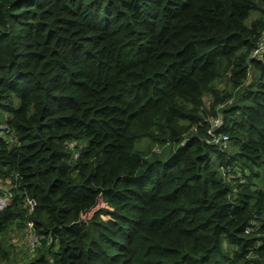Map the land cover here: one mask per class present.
Instances as JSON below:
<instances>
[{"label":"trees","instance_id":"obj_1","mask_svg":"<svg viewBox=\"0 0 264 264\" xmlns=\"http://www.w3.org/2000/svg\"><path fill=\"white\" fill-rule=\"evenodd\" d=\"M263 31L264 0H0V234L39 235L20 264H264Z\"/></svg>","mask_w":264,"mask_h":264},{"label":"built area","instance_id":"obj_2","mask_svg":"<svg viewBox=\"0 0 264 264\" xmlns=\"http://www.w3.org/2000/svg\"><path fill=\"white\" fill-rule=\"evenodd\" d=\"M264 52V31L257 43V46L252 51L251 56L252 57H260L262 53ZM223 107L222 104H220L217 108V113L215 116H207L205 117V120L208 124L207 128V134L210 137V141L219 146L222 149H226L228 147L229 142V136L226 133H223L220 131V128L223 125V118L221 113L218 112V110ZM5 126L0 125V128H4ZM3 133V132H1ZM71 145V144H70ZM76 157V156H75ZM12 197V192L8 189H5L4 194L0 196V200L3 199L1 205H3L7 199ZM22 204L24 208H27L29 211H33L37 202L34 197H31L29 195H25L22 199ZM26 238H27V251H34L37 245L39 244V235L35 232L34 223L32 221L26 222ZM29 252V253H31Z\"/></svg>","mask_w":264,"mask_h":264},{"label":"rangeland","instance_id":"obj_3","mask_svg":"<svg viewBox=\"0 0 264 264\" xmlns=\"http://www.w3.org/2000/svg\"><path fill=\"white\" fill-rule=\"evenodd\" d=\"M259 13H253L251 15V18H255ZM229 144V142H228ZM148 146V142L143 139L135 144V148L139 150H146V147ZM229 148V146H228ZM255 184L259 187H263V181L260 179H255ZM3 199L0 200V203H2ZM26 222H18L15 221L13 223H10L7 228L0 234V244L4 246V248L9 253L8 262L10 264H20L24 262V260L33 257L37 253V247L34 251H27V238H26ZM41 245V244H40ZM230 253L233 252L231 248H229ZM239 264V263H237Z\"/></svg>","mask_w":264,"mask_h":264}]
</instances>
